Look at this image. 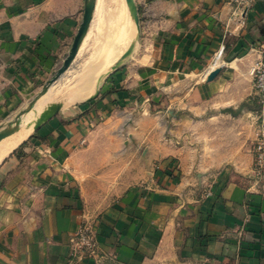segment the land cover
I'll list each match as a JSON object with an SVG mask.
<instances>
[{"label":"crops","instance_id":"crops-1","mask_svg":"<svg viewBox=\"0 0 264 264\" xmlns=\"http://www.w3.org/2000/svg\"><path fill=\"white\" fill-rule=\"evenodd\" d=\"M134 1L131 54L0 159V264H94L70 260L85 217L101 264H264L249 74L264 1ZM84 3L0 0V131L63 63Z\"/></svg>","mask_w":264,"mask_h":264},{"label":"rangeland","instance_id":"rangeland-1","mask_svg":"<svg viewBox=\"0 0 264 264\" xmlns=\"http://www.w3.org/2000/svg\"><path fill=\"white\" fill-rule=\"evenodd\" d=\"M116 2H122V0H102V4H104V6L103 11H101L100 0H96L95 11L93 13L88 32L85 36V38L87 36L88 38L85 40L83 48L81 49V51H79V54H77L70 68L66 70V72L60 76V78H58L55 82L48 84L49 79L53 75L52 74L41 85L36 94L29 97L28 105L35 100V98L39 95V93L44 89L45 86L47 87V91L33 104L32 108L28 110L27 113L33 111L35 108H39L38 115L42 112V109L44 112L52 113L62 104L81 100H69L68 97L72 96V92L81 83V77L83 76L84 72L87 69H91L93 67L94 74L99 76L101 71H103L102 69L108 66L111 62H113L114 64V62L119 58V56L131 41L134 40L136 45L138 39V31L131 19L127 8V13L129 14L134 27L133 34H131L133 35L131 39L129 38L130 36H127L126 34L123 35L111 31L113 25L109 23L111 21L107 18L106 15L111 14L115 11L114 5ZM125 7H127L126 3ZM112 57L116 58L112 60ZM82 71L83 73H81ZM15 115H17V113H13L11 115L9 122H13L16 117ZM253 126L255 127V123Z\"/></svg>","mask_w":264,"mask_h":264},{"label":"built area","instance_id":"built-area-1","mask_svg":"<svg viewBox=\"0 0 264 264\" xmlns=\"http://www.w3.org/2000/svg\"><path fill=\"white\" fill-rule=\"evenodd\" d=\"M257 0H233L237 5L249 6ZM264 1V0H263ZM257 52V57L249 68L251 76L253 95L257 98L259 113L258 117L264 115V46H253L250 48ZM207 73V72H206ZM204 75H206L204 73ZM255 138L252 144L253 152V172L259 180L264 179V119L255 122ZM70 260H79L83 257H89L94 264H101L103 259L107 258L98 245L96 232L94 229V220L85 217L79 227L71 234L69 238Z\"/></svg>","mask_w":264,"mask_h":264},{"label":"bare ground","instance_id":"bare-ground-1","mask_svg":"<svg viewBox=\"0 0 264 264\" xmlns=\"http://www.w3.org/2000/svg\"><path fill=\"white\" fill-rule=\"evenodd\" d=\"M103 6L104 4H102V0H100L101 11H103ZM114 7H115V11L111 14L106 15L107 18L111 21L109 23L113 25V28L111 29V31L117 32L123 35L126 34L127 36H130L129 38L131 39V37L133 36L131 34H133L134 27L129 17V14L127 13L128 11L126 10L127 7H125L124 0H122V2H116ZM87 38L88 36L83 40V43L81 44L79 48V51H81V49L83 48L85 44V40ZM79 51H78V54H79ZM115 58L112 57V60ZM112 64L113 62H111L108 66L102 69L103 71H101L99 76L92 73L94 70L93 67L91 69H87L86 71L83 70L85 72L83 76L81 77V83L72 92L71 94L72 96L68 97V99L69 100L83 99L87 97L92 92V90L88 92L89 88H91V86L94 88V85L96 81L98 80V78L100 77V75H102ZM83 71L81 73H83ZM81 89L83 90L81 91ZM80 91L81 92L84 91V93H81ZM38 111H39V108H35L33 111H30L29 113H26L25 115L23 114V116L20 118L19 126L18 127L16 126V128L18 129L15 132H13L11 135L7 136L6 139L0 141V159L4 155H6L8 152H10L13 148H15L24 138L27 137V135L30 133L32 129L33 124L36 122L35 119L38 116Z\"/></svg>","mask_w":264,"mask_h":264},{"label":"water","instance_id":"water-1","mask_svg":"<svg viewBox=\"0 0 264 264\" xmlns=\"http://www.w3.org/2000/svg\"><path fill=\"white\" fill-rule=\"evenodd\" d=\"M127 9L129 11V14L131 16V19L133 23L136 26L137 31L139 30V14H138V9L135 4L134 0H125ZM95 6H96V0H85L84 3V8H83V14H82V19L79 24V27L77 29V32L74 36L71 48L68 52V54L64 57L63 63L60 65V67L57 69V71L54 73V75L49 79L48 84H51L55 82L58 78H60L61 75H63L66 70L70 68V66L73 63V60L78 54L79 48L83 42V39L85 38L89 25L91 23L93 13L95 11ZM135 47V41H131L129 45L126 47V49L122 52V54L119 56V58L114 62L112 67H115L119 63H121L124 59H126L131 52L133 51V48ZM219 68L212 70L208 76L207 79H212L218 72ZM47 91V87L45 86L44 89L39 93V95L35 98L33 102L30 103L28 106V109H31L32 105ZM242 108V106H241ZM241 110V109H240ZM223 112H230L232 115H237L240 113V111H233L231 108H226L223 110ZM50 113L44 112L41 116L40 119L45 118L48 116ZM18 123V119H15L12 123H9L7 127L3 130L0 131V140L4 139L5 137L11 135L13 132L17 130L16 124Z\"/></svg>","mask_w":264,"mask_h":264}]
</instances>
